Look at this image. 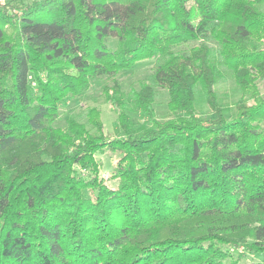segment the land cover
I'll return each instance as SVG.
<instances>
[{"label":"trees","instance_id":"obj_1","mask_svg":"<svg viewBox=\"0 0 264 264\" xmlns=\"http://www.w3.org/2000/svg\"><path fill=\"white\" fill-rule=\"evenodd\" d=\"M263 6L0 3V264H238L235 248L264 257ZM151 58L170 118H157L153 84L126 93L114 80L103 93L116 137L96 106L86 122L53 125L68 97ZM228 73L241 92L232 107L216 91ZM198 89L210 118L197 114ZM105 151L122 153L117 188L101 176Z\"/></svg>","mask_w":264,"mask_h":264},{"label":"rangeland","instance_id":"obj_2","mask_svg":"<svg viewBox=\"0 0 264 264\" xmlns=\"http://www.w3.org/2000/svg\"><path fill=\"white\" fill-rule=\"evenodd\" d=\"M6 0H0V2H5ZM264 9V6H263ZM203 41H191L182 45H179L175 49L177 51H188L193 45L201 44ZM209 46L214 48L215 56L217 54L218 45L213 40L205 41ZM157 59L151 58L140 61L136 63L132 68L123 70L118 73L114 78L103 76L94 81L93 85L86 91L82 92L78 96L68 97L60 109V115L57 120L53 123L56 127L66 128L68 119L71 117H76L80 121L86 122V113L88 109L96 106L99 107L102 114L103 121V131L109 138L116 137L115 131V121L117 119V113L113 105L110 102H107L105 95L103 93V87L106 84H113L114 80L118 81L123 90L128 93L132 88H139L140 83L147 82L154 85L152 81V74L154 67L156 65ZM222 69H226L222 66ZM261 93L264 95V79L258 82ZM156 88V98H155V112L156 116L160 120L168 119L172 116L171 111L168 108L169 95L166 89L154 85ZM216 91L220 94L221 101L227 103L232 107L233 103L240 97L241 92L235 84L234 79L228 73L226 77L221 80L216 85ZM196 110L197 114L203 118H210L213 116L211 109L209 108L206 99L201 90L196 92ZM133 121L135 126H138L144 121L140 116V113L131 111ZM226 116L231 119L234 117L232 108L226 113ZM264 126V122H263ZM89 129L93 134H97L98 131L89 125ZM96 157L98 158L101 164V176L106 181V184L112 188H117L119 185V178L115 177L117 173V164L122 153L105 151L103 153H97ZM93 194V191H89V196ZM243 251L242 248H235L233 250L234 257H239L238 264H260L264 262V257H257L252 254L246 253L243 256H238Z\"/></svg>","mask_w":264,"mask_h":264},{"label":"built area","instance_id":"obj_3","mask_svg":"<svg viewBox=\"0 0 264 264\" xmlns=\"http://www.w3.org/2000/svg\"><path fill=\"white\" fill-rule=\"evenodd\" d=\"M0 3H3V2H0Z\"/></svg>","mask_w":264,"mask_h":264}]
</instances>
